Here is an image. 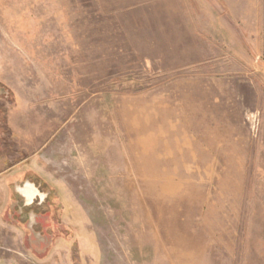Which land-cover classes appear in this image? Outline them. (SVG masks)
I'll return each mask as SVG.
<instances>
[{
    "label": "rangeland",
    "instance_id": "obj_1",
    "mask_svg": "<svg viewBox=\"0 0 264 264\" xmlns=\"http://www.w3.org/2000/svg\"><path fill=\"white\" fill-rule=\"evenodd\" d=\"M12 164L0 264H264V0H0Z\"/></svg>",
    "mask_w": 264,
    "mask_h": 264
},
{
    "label": "crops",
    "instance_id": "obj_2",
    "mask_svg": "<svg viewBox=\"0 0 264 264\" xmlns=\"http://www.w3.org/2000/svg\"><path fill=\"white\" fill-rule=\"evenodd\" d=\"M19 164L11 165L4 171L0 172V200H3L0 203V229L4 230V217L5 213L8 211V200L13 198H19V192L16 190L17 195L12 194L9 189L15 183L18 184V180H20V173H19ZM6 221L10 224H14L13 219Z\"/></svg>",
    "mask_w": 264,
    "mask_h": 264
}]
</instances>
